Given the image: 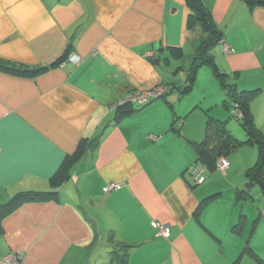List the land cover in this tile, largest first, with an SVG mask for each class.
Wrapping results in <instances>:
<instances>
[{
    "label": "crops",
    "instance_id": "crops-1",
    "mask_svg": "<svg viewBox=\"0 0 264 264\" xmlns=\"http://www.w3.org/2000/svg\"><path fill=\"white\" fill-rule=\"evenodd\" d=\"M198 1L224 34L217 55L212 52L220 70L231 74L239 92L259 91L250 100L258 118L264 113L254 105L264 100V7ZM190 13L186 0H0V62L28 69L58 63L37 77L0 72V203L50 190L82 139L100 137L69 166L59 199L26 203L3 220L0 264L15 255H22L19 264H117L127 245H133L128 264H148L151 244L170 248L165 264H189L224 253L218 247L227 243L237 245L252 211L242 207L230 222L214 225L215 232L199 215L223 193L202 206L211 181L196 185L190 177L197 160L192 143L205 137L203 111L228 122L234 111L223 105L227 96L213 76L205 98L185 103L170 82L177 76L166 69L171 56L197 50V35L206 37L200 25L189 26ZM72 55L79 61H70ZM157 87H171L164 100L125 101ZM127 111L132 114L116 120ZM229 156L228 169L216 166L210 175L233 177ZM249 156L237 173L255 165L258 159ZM112 184L120 188L104 192ZM243 215V230L235 234ZM154 222L170 228L168 240Z\"/></svg>",
    "mask_w": 264,
    "mask_h": 264
},
{
    "label": "trees",
    "instance_id": "trees-1",
    "mask_svg": "<svg viewBox=\"0 0 264 264\" xmlns=\"http://www.w3.org/2000/svg\"><path fill=\"white\" fill-rule=\"evenodd\" d=\"M186 1L191 10L189 16V26L191 27L192 25L194 26L197 24L200 25L206 37L201 40V43L196 50L197 56L193 60L191 66L188 68L189 74L187 77V82L189 83V86L187 87L186 92L182 95L187 94L188 90L192 89L197 78L198 70L201 67L207 66L211 68L214 77L217 79L227 96V100L223 102V105L231 109L232 112L234 111L232 117H238L239 120H243L242 127L247 133L246 140L241 141L237 139V137H235L233 133L227 128L228 121H220L213 117H208L204 139L199 143H192L197 156L196 165L203 164L209 171L214 172L217 166V160L219 158L228 157L230 154L244 145L257 144L259 147L258 160L255 165L247 170L245 174L248 180L246 189L243 191L238 190L236 192V197L238 201H245L251 198L250 191L255 186L260 187L264 196V138L262 135L256 133V131L259 130L254 123V116L250 108L251 98L257 95L259 91L252 90L239 92L237 85L231 83L229 76L220 70L212 52L218 43L223 39L224 34L216 28L213 17L198 0ZM246 5L248 9H252L254 7H264V0H246ZM57 65L58 63L56 62L49 67L45 66L35 69H28L0 62V72L23 77H37L44 74L49 69L56 67ZM169 90L171 91V87ZM165 97H163V100ZM127 105L130 104H124L123 107ZM237 112L241 114L240 117L238 116ZM130 114H132L131 111L123 112L116 120L118 121L121 118L129 116ZM99 140V136L92 140L82 139L78 145L75 155L73 157H68L58 173L51 179L50 190L21 192L12 197L6 203H0V232L2 231L3 220L26 203L50 202L59 199V189L70 178L68 175L69 166L74 161L81 159L89 145L96 146V144L100 142ZM215 197V195H209L207 198H205V200H203L201 205L204 206L208 202L214 200ZM246 220V216H241L238 224L232 228V232L235 234H240L243 230ZM255 229L256 221L253 222L250 233L251 236L254 234ZM132 248L133 247L131 246L124 247L125 253L119 258L117 264H128V253ZM250 254L259 262V264H264V260H262L252 249L250 250Z\"/></svg>",
    "mask_w": 264,
    "mask_h": 264
},
{
    "label": "rangeland",
    "instance_id": "rangeland-1",
    "mask_svg": "<svg viewBox=\"0 0 264 264\" xmlns=\"http://www.w3.org/2000/svg\"><path fill=\"white\" fill-rule=\"evenodd\" d=\"M199 25H194V30H197ZM216 28L218 29L219 27ZM198 46L201 43V40L203 37H200V35H197ZM193 48V47H192ZM190 47H187L185 51V55L180 57L171 56L173 60V66L166 69H170V72L173 71L175 73L174 79H170V82H174L179 86L176 88L177 94L182 96L187 90V87L189 86V83L187 82L188 77V68L191 66L193 60L196 58V49H193ZM220 50V46L217 45L215 49L213 50L214 56L217 55L218 51ZM217 65L220 67L221 61L218 60L216 62ZM220 63V64H219ZM185 66V68H184ZM200 71V73H197V78L195 83L193 84V87L191 90H188V93L185 94L184 99H186L185 103H192L195 102L198 99L205 98L204 96H207L209 92L212 91V84L211 80L213 79L212 76L213 72L211 68L204 66ZM172 75V74H171ZM227 75L230 77V73ZM233 79V78H232ZM217 80V79H216ZM215 80V81H216ZM233 81V80H232ZM169 82V83H170ZM179 82V83H177ZM216 85H218V82H215ZM220 87V85H219ZM255 106H259L260 108H264V100L261 98H258L256 100ZM220 106L222 107V103H220ZM183 107H186L185 105ZM197 111H200V109H197ZM202 112V111H201ZM203 114L207 117H210L208 112H204ZM254 116V114H253ZM255 125L257 126V129L259 131H256L257 134L262 135L264 138V113H261V116L258 118L254 116ZM243 120H239L238 117H232L231 120L227 123V128L233 133L235 137L239 140H246L247 133L242 127ZM260 125V126H259ZM249 155H252L255 157V161L258 159L259 156V147L257 144L255 145H244L241 148H239L236 152L232 153L229 156L230 162H232V175L230 176V173L227 178L223 175L221 172H216L214 175H210L211 171L208 169L206 170V178L207 181H211L209 187H213L211 190V195H215L217 193H223L222 196H220L219 200L217 202L213 203L205 212L200 213V221L208 223L207 226H209L211 229H213L214 225H217V223L220 221V223L223 222V220L227 219L228 222H230V217L233 215L239 214V212L242 210V207H244L246 210L249 208V211H252V219L248 222L247 226L245 227L244 233L242 236H239L237 245L227 243L225 247H218L220 251H224V253L220 254L217 253V255L212 259L205 260L201 259L200 263H194L190 262L189 264H259V262L250 254V250L252 249L262 260H264V196L261 192V189L259 186H255L251 189L250 195L251 198L246 201L236 202L235 197L236 193L232 189L233 187L239 186V190L243 191L246 189L247 184V178L245 177L244 171L237 173L238 170L241 168V164L244 160L249 159ZM202 166V164H199ZM212 185V186H211ZM200 188V187H197ZM237 192V191H236ZM237 203V204H236ZM241 203V204H240ZM243 203V204H242ZM198 215V213H197ZM256 221V229L254 231V234L251 236L252 225L253 222ZM238 223H235V225ZM214 230V229H213ZM228 230V229H227ZM217 232L216 230H214ZM127 246H133V245H127ZM240 246V247H238ZM137 247V246H134ZM148 251L146 256V260L148 261V264H165L167 263L165 259L169 257L170 248H164L162 250L156 249L153 244L146 246ZM238 247V250L236 248ZM146 249V250H147ZM216 249V248H215ZM247 249V250H246ZM249 249V250H248ZM146 250H143V252H146ZM210 251V249H207V247H204L202 251ZM135 251V249H133ZM219 251V252H220ZM158 252H163L158 255ZM154 253H156L154 255ZM153 256H156L153 258ZM181 257V255L179 256ZM190 261V260H188ZM169 264H178L176 260L174 262H170Z\"/></svg>",
    "mask_w": 264,
    "mask_h": 264
},
{
    "label": "built area",
    "instance_id": "built-area-1",
    "mask_svg": "<svg viewBox=\"0 0 264 264\" xmlns=\"http://www.w3.org/2000/svg\"><path fill=\"white\" fill-rule=\"evenodd\" d=\"M224 52L229 53V45L227 43H224ZM70 61L78 62L79 59H77L76 56L72 55L69 57ZM169 88L165 87H157L153 90L145 91V92H133L127 95L126 102L129 103H138L140 105H147L151 102H154L156 100L163 99L165 95L168 94ZM238 113V112H237ZM238 116L240 117L241 114L238 113ZM150 139L155 140V137H151ZM229 167V161L227 158H221L218 161L217 168L221 171H225ZM190 177L194 184L196 185H203L206 182V176H205V169L202 166L196 165L190 170ZM120 186L117 185H109L104 189V192H110L112 190L119 189ZM152 227L155 228L158 231L159 237L168 240L171 235L170 228L168 226H160L157 223H152ZM22 259V255H15V256H9L4 259V264H19L20 260Z\"/></svg>",
    "mask_w": 264,
    "mask_h": 264
}]
</instances>
